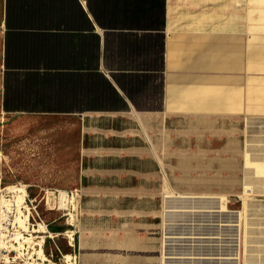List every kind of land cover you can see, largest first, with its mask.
<instances>
[{
  "label": "crops",
  "instance_id": "obj_1",
  "mask_svg": "<svg viewBox=\"0 0 264 264\" xmlns=\"http://www.w3.org/2000/svg\"><path fill=\"white\" fill-rule=\"evenodd\" d=\"M0 112L74 148L76 264H115L113 243L118 264H204L199 215L264 195V0H0ZM214 163L228 183L202 189ZM222 225L241 244L240 214Z\"/></svg>",
  "mask_w": 264,
  "mask_h": 264
},
{
  "label": "rangeland",
  "instance_id": "obj_2",
  "mask_svg": "<svg viewBox=\"0 0 264 264\" xmlns=\"http://www.w3.org/2000/svg\"><path fill=\"white\" fill-rule=\"evenodd\" d=\"M17 121L18 120L15 118L4 116L0 112V152L2 154V158H0V241L4 238L5 241L10 240L8 236L13 235L15 232H21L28 238H30L29 235H31L33 238L32 242L38 243L41 240V236L46 237L48 235L33 232V230H38V224H43L48 227L52 234L54 233V235L57 236L52 239L44 238V240H42L45 241V243H42L44 254L54 264H65V260L63 259L64 255L68 253L77 255L78 250V233H76V231L78 232V227L76 224L73 227L67 224V221L70 219L69 214L72 211L71 206L74 202L68 203L67 205L69 206H67L66 209H61V193L59 194V191H64L71 195L72 192L77 190L78 195L75 196V199L78 210H80L82 194L81 190L78 188L79 180L77 178V164L74 148L72 146H62V141L52 138L51 132L36 130L39 126L45 130L47 127L46 122H42L40 125H31L28 122L23 123ZM49 125L52 126L53 124L49 122L48 126ZM224 165L225 164L222 163L204 164L208 170L206 177L202 178V182L204 183L202 189L220 190L223 185L228 183V180L223 177V173H225L223 168ZM210 168L213 170L212 174H210ZM20 185H26L27 187L25 190L28 192L25 204L28 210L25 207L23 209L31 213V225L28 224L27 229L24 226H22V229L21 226L15 225L14 218L17 212L14 210V203H10L9 205L1 204L3 197L6 199L9 198V201H14L13 195H15V193L14 190L11 189L12 187L21 188ZM77 193H75V195ZM72 195L74 196V193ZM212 195L221 196L223 194ZM263 196L264 195L253 196L251 199L255 200L254 203H264V200H260V198H264ZM239 198L241 201L242 196H239ZM222 203L225 202L215 199L209 206L212 205L217 208L221 206ZM237 205L238 201L236 199L231 198L229 200L230 209L234 207L238 209L239 205ZM20 212L19 210L18 216H20ZM228 213L216 212L208 214V216L206 213L199 215V221L203 223L208 220L210 225L208 227H198L197 234L202 238L197 240L195 246H193L191 250L196 255H208L214 258L211 260H204V264H239L238 260H228L227 262L222 259L226 256L234 257L238 253L244 252V243L242 242V244H240L237 241L236 235L239 234L237 227L232 226L228 228L222 225L226 220L235 221L237 219V211L230 212L232 219H227ZM76 214L77 210H75V214H73L77 222ZM3 215H6V217H3ZM11 221L14 223L13 225ZM70 230L76 233V248L74 249L69 247V239L67 235H65V233ZM3 235L5 236L4 238ZM262 238L264 241V237ZM254 242L255 241H251L247 248L249 261L250 264H261L260 260L264 261V251L262 257L257 255ZM10 244L18 246L15 241H10L7 244L9 247L8 249L0 250V264H6L4 263V256H8L11 260L16 256H20L14 248H10ZM178 244H186L187 248H191L190 244H192V242L189 240L178 242ZM182 245H178L177 247H183ZM227 246H231L230 253H227ZM33 247L34 249H38V246L34 244L31 245V247L25 244V249L20 250V252L23 253L21 257L16 260V263L10 264H26V262H32V260H35L36 264L42 262L36 254L34 255V250H32ZM113 249L110 255L111 262L118 264L120 262V258H118L120 251L118 247H116L114 251ZM131 252L127 253L128 257ZM175 255L177 256H169V264H186L187 260L178 259L179 257H185V255L181 253H175ZM98 256L99 259L102 258L101 254H98ZM29 258L32 260H29ZM240 264H242V262Z\"/></svg>",
  "mask_w": 264,
  "mask_h": 264
},
{
  "label": "bare ground",
  "instance_id": "obj_3",
  "mask_svg": "<svg viewBox=\"0 0 264 264\" xmlns=\"http://www.w3.org/2000/svg\"><path fill=\"white\" fill-rule=\"evenodd\" d=\"M0 158H2V154L0 152ZM11 189V188H10ZM16 189V191H15ZM11 190H14V193L15 195L14 196V201H9L8 199H6L5 197H3V201L1 204H10V203H14V210L15 212H17V215H15V218H14V223L15 225H19V227L21 226H24L26 229L28 228L27 225L30 224V221H31V213L28 210V207L26 206L25 207V204H26V198H27V192L25 190V188H16V187H12ZM12 193V191H11ZM17 194V195H16ZM251 196L250 194H246L244 196H242V199H241V203H239V209L237 210V213L240 214L241 216V224H242V231H243V237H242V241H241V244L242 242L244 243V252L243 253H240V258H239V262L242 264H250V259L248 257V250L247 248L249 247V244L251 242V230H252V224L250 223V221L248 220V213H249V202L251 199ZM62 202H61V209H66L68 203H73L74 204L71 206V213L69 214L70 215V219L67 221L68 225L70 227H73L75 224H76V219H75V216L73 214H75V210H77V204H76V199H75V194L74 196L71 194H67V193H62L61 196H60ZM12 199V200H13ZM59 199V198H58ZM217 200L221 201V202H225V203H222L221 206H219L218 208L221 210L220 212H230L229 209H228V200L225 198V197H218ZM25 208H27V212L25 210H23ZM19 210L21 211L20 212V216H18V213H19ZM70 210V209H68ZM77 216V214H76ZM3 217H6V215H3ZM9 219V218H8ZM10 221V220H9ZM12 222V221H11ZM12 222V225L14 224ZM38 230H33V232H37V233H41L43 235H48V236H41V240L38 242V243H34L32 242L33 238L31 235L30 238L28 237H25L21 232H15L13 235H10L8 236L10 238V240H6L5 241V236L3 235V238L1 241H0V250L2 249H8L9 247L7 246V244L10 242V241H15V243L18 245V246H15V244H10V248L14 250H16L18 252V255L20 256H16L14 257L12 260L11 258H8V256H4V260L6 264H10V263H16V260L18 258L21 257V255L23 253L20 252V250H24L25 249V244H28L29 247H31V245H36L38 246V249H34V247L32 248V250H34V255L36 254L38 256V258H40V260H42V262L40 263H37V264H54L52 263V261H50L46 255L44 254V250H43V245L42 243H45V241H42L44 240V238H55L57 236L54 235V233L52 234L48 227H46L45 225L43 224H38ZM1 229V228H0ZM23 229V228H22ZM18 231V230H17ZM27 231V230H25ZM8 232V231H7ZM65 235H67V238L69 239V247L70 248H76L75 246V232L74 231H68L65 233ZM8 238V239H9ZM37 238V237H36ZM27 253V252H26ZM25 255V254H24ZM33 255V254H32ZM33 257V256H32ZM37 259V258H36ZM63 259L65 260V264H76V255L74 254H65ZM28 260V259H27ZM29 260H32L31 258H29ZM23 261V260H22ZM25 261V260H24ZM26 264H36L35 260H32V262H26Z\"/></svg>",
  "mask_w": 264,
  "mask_h": 264
}]
</instances>
